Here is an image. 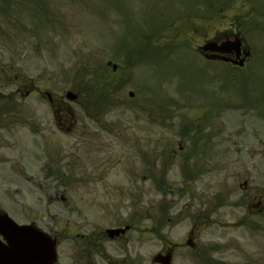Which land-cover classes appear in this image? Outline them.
<instances>
[{
    "label": "rangeland",
    "instance_id": "1",
    "mask_svg": "<svg viewBox=\"0 0 264 264\" xmlns=\"http://www.w3.org/2000/svg\"><path fill=\"white\" fill-rule=\"evenodd\" d=\"M134 26L160 30L155 48L168 50L124 67L111 52ZM235 32L251 51L244 68L196 53ZM79 81L93 92L67 102ZM4 105L14 111L0 112V210L18 222L65 216L79 233L130 225L116 248L143 264L186 248L193 230L198 264H264V0H0Z\"/></svg>",
    "mask_w": 264,
    "mask_h": 264
},
{
    "label": "flooded vegetation",
    "instance_id": "2",
    "mask_svg": "<svg viewBox=\"0 0 264 264\" xmlns=\"http://www.w3.org/2000/svg\"><path fill=\"white\" fill-rule=\"evenodd\" d=\"M51 193L54 192L51 191ZM59 199L61 202H65L63 196H60ZM52 215L56 216L58 213ZM61 217L59 219L51 217L46 221L35 219L33 222H28L27 224L36 226L44 235L39 237L41 238L39 242H33V244H28V235H25V240L22 243V247L24 248L16 250L17 255L26 257L27 255L37 256L52 254L54 252V258L46 260L48 264H142V262H139L138 256L135 255L136 253L125 255L123 249H118L121 247L120 244L124 240L125 235L108 239L104 233L105 230L90 233L75 232L76 225L72 219L64 216ZM190 237L194 240L195 234L193 232L190 233ZM108 242L112 246L114 245L111 250H108ZM28 246L34 249H28ZM170 251L172 255L171 264L178 263L176 261L178 254H182L192 264H198L203 255V252L194 248L193 244L192 249L183 248L181 241L165 247L155 255H164ZM14 263L32 264L36 263V261L27 258H17L14 260Z\"/></svg>",
    "mask_w": 264,
    "mask_h": 264
},
{
    "label": "water",
    "instance_id": "3",
    "mask_svg": "<svg viewBox=\"0 0 264 264\" xmlns=\"http://www.w3.org/2000/svg\"><path fill=\"white\" fill-rule=\"evenodd\" d=\"M202 51H206V52H211V53H219L222 55H235V60H231L229 58H225L223 56H211V58L213 59H219V60H223L224 62H228L231 61L234 65L237 66H242L245 58L249 56V52L243 50V54L244 57L242 59H240V55H241V41L239 40V38H235L233 40L231 39H225L224 41L218 43V42H212V43H208L206 46L201 48ZM67 99L69 100H74L76 97L74 95H72L71 93H68L66 95ZM263 155H264V151H263ZM259 204L254 205V207H258ZM126 228L123 230H109L107 231V234L109 235V237H112L114 235H118V234H123L125 232ZM16 249V248H13ZM10 254L5 253V254H0V262L1 261H5V262H1L0 264H10V262L8 260L11 259V257H16L17 255H15L13 252L8 251ZM169 258L166 257L164 258V262L165 264L168 263Z\"/></svg>",
    "mask_w": 264,
    "mask_h": 264
},
{
    "label": "trees",
    "instance_id": "4",
    "mask_svg": "<svg viewBox=\"0 0 264 264\" xmlns=\"http://www.w3.org/2000/svg\"><path fill=\"white\" fill-rule=\"evenodd\" d=\"M140 40L143 41V42H145V37H141Z\"/></svg>",
    "mask_w": 264,
    "mask_h": 264
}]
</instances>
